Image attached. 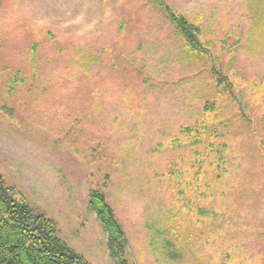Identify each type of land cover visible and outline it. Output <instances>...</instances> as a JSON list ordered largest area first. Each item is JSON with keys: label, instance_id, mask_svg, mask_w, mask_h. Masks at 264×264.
Here are the masks:
<instances>
[{"label": "rangeland", "instance_id": "1", "mask_svg": "<svg viewBox=\"0 0 264 264\" xmlns=\"http://www.w3.org/2000/svg\"><path fill=\"white\" fill-rule=\"evenodd\" d=\"M164 2L219 67L234 60L264 140V0ZM184 50L152 0H0V174L91 264L117 262L89 189L121 223L128 264H264V141ZM206 102L203 117L229 122L224 172L208 175L180 135Z\"/></svg>", "mask_w": 264, "mask_h": 264}, {"label": "trees", "instance_id": "2", "mask_svg": "<svg viewBox=\"0 0 264 264\" xmlns=\"http://www.w3.org/2000/svg\"><path fill=\"white\" fill-rule=\"evenodd\" d=\"M157 8L165 14L167 21L174 33L184 44V56L190 63L206 68L212 78V88L218 95L222 94L229 104L240 107L239 115L247 121L255 135L263 143L262 135L255 122L246 115V109L253 110V106H243L246 95L245 89L237 87V81L242 79L232 68L233 59L228 64L217 65L218 57L202 40V30L199 25L187 18L182 13L174 11L164 0H152ZM257 15L261 17L264 26V8H259ZM227 45V41L225 42ZM232 46V45H231ZM223 58V57H222ZM127 66L133 64L126 61ZM83 74L89 72V67L82 65ZM139 77L147 83L149 77L142 68L134 65ZM255 86H258L255 84ZM215 103L206 102L202 116L194 121L191 126H182L180 135L188 139L191 147L188 152L193 164L198 166L199 173L203 164L206 165L205 173H220L225 167V149L227 145L223 140L224 134L220 126L227 127L228 121L222 120L215 124L212 119L205 118L211 114ZM12 112V110H7ZM263 147V144H262ZM264 150V149H262ZM202 159H204L202 161ZM210 167H213L210 169ZM224 172V171H223ZM210 173V174H211ZM222 173V172H221ZM87 207L100 222L107 237L109 256L117 264H128L125 259L128 241L121 223L117 220L113 208L107 202L101 190L89 189ZM0 264H91L82 255L64 242L58 235L57 225L54 220L39 213L16 188L8 186L0 174Z\"/></svg>", "mask_w": 264, "mask_h": 264}]
</instances>
